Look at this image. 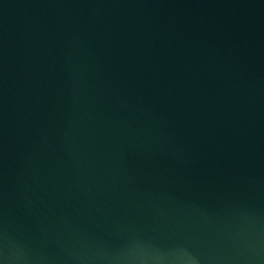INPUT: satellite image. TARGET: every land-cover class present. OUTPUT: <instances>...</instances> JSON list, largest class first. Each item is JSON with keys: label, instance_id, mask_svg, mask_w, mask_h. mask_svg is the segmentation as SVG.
<instances>
[{"label": "water", "instance_id": "1", "mask_svg": "<svg viewBox=\"0 0 264 264\" xmlns=\"http://www.w3.org/2000/svg\"><path fill=\"white\" fill-rule=\"evenodd\" d=\"M0 264H264V0H0Z\"/></svg>", "mask_w": 264, "mask_h": 264}]
</instances>
